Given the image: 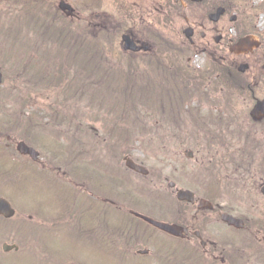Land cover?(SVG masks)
<instances>
[{"label":"rangeland","instance_id":"obj_1","mask_svg":"<svg viewBox=\"0 0 264 264\" xmlns=\"http://www.w3.org/2000/svg\"><path fill=\"white\" fill-rule=\"evenodd\" d=\"M65 1L75 9L80 20L67 19L58 9L59 0H0V196L16 209L13 220L0 219V264H66V261L57 263L49 256L45 242L39 246L31 236H26L31 226L30 217L34 224L36 221L44 225L45 228L40 230L43 235L49 234L46 238L54 252L63 255L71 249L81 258L91 260L78 262L72 257L70 264H97L99 259L103 264H118L117 258L109 254L110 246L102 235V229L98 231L102 253L91 244L82 245L80 242V238L88 240L91 230L94 234L98 229V203L83 217L78 215L74 221L71 219L68 207L73 193L81 192L76 200V204H80L90 195L91 185L98 187V202L101 204L108 199L104 194L109 191L119 195V199H115L117 208L110 207L104 215L106 234L124 224L126 231L137 226L139 233L144 235L143 241L137 245L135 239H131L133 246L126 250L127 264H185L182 261L188 255L191 257L187 262L194 263L193 252L196 249L191 243L139 223L130 215L132 212L143 213L152 219L172 223L177 211L184 206L171 200L170 182H175L178 189H190L196 193V198H204L206 173L203 161L206 157L203 154L208 149L205 143L208 140L193 130L195 115L189 111L200 108L203 118L212 117L216 110L221 113L224 108L216 105L214 100L224 101L227 91L222 93L221 90L228 87L221 76L212 72L209 59L198 47L201 43L213 45V36L220 33L224 37L223 42L231 46L238 38V27L243 22L255 27L257 34L253 35L256 38L264 35V0H232L226 16L216 25L219 32L208 34V38L201 42L203 29L192 26L195 28V46L199 50L185 53L180 59L191 69L206 72L208 81L203 93L192 97L183 107L180 99L172 97L155 102L149 94L144 95L139 90L132 93L126 103L124 92L115 86L117 83L113 82L111 87L109 79H102L98 73L88 74V70H95V57L92 55L96 54L95 48L70 56L62 46L59 48L57 42H48L41 34L44 24L51 22L55 24L51 27H59L65 21L89 27L90 38L102 39L104 25L110 29L113 17L116 20L123 18L126 9L133 14L134 3L152 10L154 1L161 5L163 0ZM219 1L205 0L204 7L213 9L215 2ZM122 8H126L125 11ZM232 15H236L237 20L230 22ZM138 17L135 15L132 21L126 19L129 24L127 30H133V26L139 24ZM189 24L190 20L175 24L176 35L185 46L190 42L184 37L183 30ZM204 24L211 23L205 21ZM47 33L48 39L56 36L53 31ZM103 42L108 46L105 47L106 60L103 62L118 68V62L128 59V54L123 53L120 35L112 34L110 45L107 39ZM85 47L90 48L91 44ZM35 48L39 49L36 53ZM261 52H264V47ZM234 56L230 53L232 62L236 60ZM82 65L86 66L87 72ZM35 70L41 71L39 79L33 76ZM67 70L70 78L80 72L78 96H73L74 90L65 93L67 89L64 90L61 83L51 84L53 74L59 78ZM215 83L219 86L213 92ZM67 96L69 101L63 102ZM232 98L233 111L237 114L248 112L251 105L239 100L237 93ZM24 102L26 106H23ZM127 108L128 112L124 114ZM20 117L23 125L12 130L11 126ZM210 124L213 133L222 130L216 123L210 121ZM128 125L133 131V139L127 143L123 128ZM28 127L31 132L25 136L23 132ZM21 141L40 153L38 163L17 152ZM215 148L210 149L212 154ZM187 151L194 152L193 159L185 156ZM78 152L83 153L82 156L77 157ZM126 156L143 165L150 174L145 177L128 170L125 167ZM81 175L87 177L86 180H77ZM91 203L95 204L92 200ZM189 210V214H194ZM66 214L70 219L66 220L68 224L65 227L59 223ZM57 228H65L72 233L55 231ZM87 231L89 234H84ZM5 242L16 243L19 251L3 252ZM144 248L150 250L149 254L144 257L137 255L136 251Z\"/></svg>","mask_w":264,"mask_h":264},{"label":"flooded vegetation","instance_id":"obj_2","mask_svg":"<svg viewBox=\"0 0 264 264\" xmlns=\"http://www.w3.org/2000/svg\"><path fill=\"white\" fill-rule=\"evenodd\" d=\"M186 1L163 0L161 5L154 1L152 10L141 7L140 3H134L133 14L125 8L126 14L123 18L116 20L113 17L112 27L109 29L104 25L102 29L120 35L121 39L124 34L128 35L136 47L141 48L135 53L127 52L132 58L157 55L163 58L167 48L189 47L178 39L175 24L190 20L188 27L192 30L191 46L195 48V28L192 26L202 28L200 42L206 40L208 34L219 32L216 25L226 16L227 7L224 5L226 11L220 20L212 22L209 15L222 6L220 1L215 2L216 7L213 9L204 7L205 0L197 3ZM135 15L139 16V24L134 23V29L127 30L129 24L126 19L132 21ZM71 19L80 20V17L76 13ZM205 21L212 25H205ZM242 30L241 24L236 41L245 37L246 34L244 35ZM183 35L186 37L185 29ZM260 36L257 37L259 47L235 55L234 62L230 58L233 47L223 42L221 33L213 36V45L201 43L198 47L201 53L223 68L225 79L231 76L233 66L243 62L247 64L248 69L243 74L244 82L237 94L239 100L251 106L245 114L228 110L226 98L232 97L234 93L229 90L232 85L225 83L228 89L221 92L227 91L226 98L224 101L214 100L216 105L224 110L221 113L216 110V117L204 120L207 123L212 121L222 128L220 132L216 131V138L209 142L208 149L203 154L206 157L203 161L206 173L205 202H200L202 199L195 204L179 201L199 215L194 214L186 219L176 217L171 223L181 232L182 237L179 238L185 243H191L200 253L195 263L188 264H264V116H252L256 102L264 100V52H261L264 47V35ZM146 47L149 51L145 52L143 48ZM261 65L263 66L260 69ZM221 73L222 70L217 73L218 76H221ZM217 88L218 86L216 90ZM215 146V153L212 154L210 149ZM170 196L176 198V192ZM108 203L115 205L113 200ZM178 213L185 215L187 210H179ZM38 238L37 243L41 246L43 240L41 236ZM96 246L100 253V247L98 244ZM54 256L57 259L62 258V255L56 252ZM72 257L74 253L69 249L64 253L65 263L70 264ZM81 260L86 263L91 261L88 258ZM98 264H102L100 259Z\"/></svg>","mask_w":264,"mask_h":264},{"label":"trees","instance_id":"obj_3","mask_svg":"<svg viewBox=\"0 0 264 264\" xmlns=\"http://www.w3.org/2000/svg\"><path fill=\"white\" fill-rule=\"evenodd\" d=\"M50 28H51L50 24L46 25L44 28V34H48L47 32L50 30ZM67 28L69 27L67 26ZM53 32L56 33L55 35L57 38H60L63 40L64 28L60 27L59 29H56ZM72 34L73 32L69 28L67 37H70ZM66 38H64V41H67ZM98 46H102V44L99 42ZM104 56H105L104 54L98 55L96 57L94 56L95 60L97 61H95L93 68L99 74H101L102 78L106 74L111 77L113 75L111 73V68L102 67V63L99 60L103 58ZM155 66L157 69L164 71L165 79L161 78V74L151 77V73L148 70L140 68L139 64H135L134 62L128 61V63L126 64V67L124 68V71L122 72L123 77L120 83L121 84L120 88L124 92L126 103L130 95L133 92H136L137 90H139L145 95H147V93L148 94L154 93L156 95L155 96L156 98L165 97L167 94H169V92L170 93L176 92L177 94L181 95V97L183 95L189 97L193 93L192 91L194 89L191 87V85L197 86L199 88L205 81V76L203 73L197 76L195 75L194 72L187 70L186 67L180 65L179 63H175V64L168 63L166 64V66L161 67V62H157V65L155 64ZM213 67L216 68L217 70L219 69L223 71V69H220L215 63H213ZM72 68L73 66L71 67V69ZM40 74H41L40 70H35L33 76L39 79ZM68 74L69 73L66 72L64 75L61 74L60 75L61 77L57 78V82L58 83L64 82L62 85H65L67 89L68 87L72 88L75 85H77L75 82L77 79H70V76H68ZM240 77L241 75L235 69H233L229 79L231 80L230 83L232 84V86L236 89L240 88L243 83V80L240 79ZM109 85H111V87L113 86L112 84H109ZM23 106H26V102L23 103ZM127 112H128V108L127 110H124V114H126ZM21 119L22 118L20 117L15 120V124L11 126L12 130H17L16 128H19L23 124ZM24 131L26 133L29 132L27 128L24 129ZM196 131H197V128H196ZM123 132L125 135V141L127 143L133 139L132 137L133 131L131 130V127H129V125L123 128ZM82 204L83 205L76 207V208L75 206H73V209H74L73 214L81 213L85 209L88 208V202H83ZM122 232L123 230L121 231V233ZM137 237L138 239H140L139 235H137ZM118 256L120 257L119 264H123V258L125 257L124 254L122 252H119Z\"/></svg>","mask_w":264,"mask_h":264},{"label":"water","instance_id":"obj_4","mask_svg":"<svg viewBox=\"0 0 264 264\" xmlns=\"http://www.w3.org/2000/svg\"><path fill=\"white\" fill-rule=\"evenodd\" d=\"M193 1L197 2V1H202V0H193ZM60 9L64 12H66L68 16L73 15V12H74L73 9L71 8V6L67 5L64 1L61 2ZM224 11H225V9L220 7L216 11V13L210 14L209 16H210L211 20H213L214 22H217L220 20L221 14H223ZM232 19H235V18H232ZM185 33H186V36L190 38L191 34H192V30L189 28L187 31H185ZM218 40L219 39H217V41ZM123 41H124L125 49L131 50V51H135L137 49L136 45L133 43V41L130 40L129 36L124 35ZM257 46H258V43L256 41H254V40L252 41L250 38H243L237 44H235V46H233L232 50L240 53L243 50H252L253 47H257ZM146 49H147V47L145 48V50ZM238 68H239L240 72H244L247 69V65L243 64V65H240ZM1 81H2V79H1V74H0V82ZM257 113H263L264 114V101H259L256 104L252 114L256 115ZM17 150L20 153L30 155L31 158H33L34 160H38V158H39V153L36 152L33 148L28 147L24 142H21L18 145ZM186 155L188 157H193L191 152L187 153ZM126 165L129 169L135 170L136 172H138L140 174L141 173L144 175L149 174V171L147 169L143 168L142 166L136 165L131 159H127ZM173 186H174V183L171 184V187H173ZM177 198H178V200H181V201L188 200L190 202H194V199H193L194 195L189 190H184V191L180 190L177 193ZM14 214H15V210H14V208L11 207L10 203L6 199H4L3 197L2 198L0 197V215L5 216L6 218H11V217H13ZM136 216L140 217L142 220H145L147 223H149L152 226H155V227H157L163 231L170 232L174 235L177 234L176 230L172 226H170L169 224L161 223V222H158L154 219L152 220V219H150L144 215L141 216L139 214H136ZM15 248H17L16 245L10 246L8 244H4V246H3V250H6V251H10V250L15 249ZM139 253L144 255V254L148 253V250L145 249L144 251H139Z\"/></svg>","mask_w":264,"mask_h":264}]
</instances>
